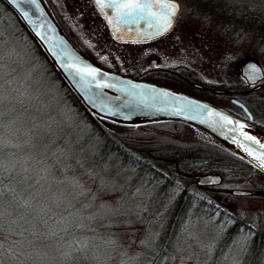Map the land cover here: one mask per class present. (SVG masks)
Masks as SVG:
<instances>
[{
  "label": "rangeland",
  "instance_id": "374dc122",
  "mask_svg": "<svg viewBox=\"0 0 264 264\" xmlns=\"http://www.w3.org/2000/svg\"><path fill=\"white\" fill-rule=\"evenodd\" d=\"M177 1L180 13L170 33L152 42L125 43L112 38L92 0H45L50 11L49 4L57 12L60 20L52 14L65 33L96 64L129 77L152 69L160 71L150 76L149 82L234 112L228 99L212 90L239 91L243 85L240 66L248 60L264 71V0ZM2 22L0 63L4 78L0 83L7 99L2 109L5 127L0 131L17 146L6 147L3 155L6 160L21 162L16 172L22 166L29 170L24 183L16 172H6L8 190L15 189L22 199L31 200L33 208L26 219L43 234L32 247H25L26 251L14 247L22 258L4 256V264H20L26 259L24 255L34 264H241L251 243L246 232L240 231L226 242L228 227L204 218L207 212H201L196 204L186 210L173 241L158 259L164 214L155 211L152 219L148 218L150 211L145 209L152 196L150 187L137 180L138 171L133 167L121 170L122 163L110 162L88 171L99 158L89 146L96 141L94 130L63 96L28 38L17 33L8 17ZM192 83L208 91H199ZM262 96L264 88L245 100L253 103L257 119L264 121ZM197 131L191 127L188 135L211 143ZM234 175L226 174L222 188L246 186L240 178L244 174ZM249 187L264 190V179L255 177ZM9 193L10 199L13 193ZM197 193L201 196V190ZM225 197L248 223L253 224L251 215L264 222V204L254 206L253 199ZM41 208L47 211L40 213ZM25 236L33 240L27 232ZM260 264H264V255Z\"/></svg>",
  "mask_w": 264,
  "mask_h": 264
},
{
  "label": "water",
  "instance_id": "95a60500",
  "mask_svg": "<svg viewBox=\"0 0 264 264\" xmlns=\"http://www.w3.org/2000/svg\"><path fill=\"white\" fill-rule=\"evenodd\" d=\"M1 1L18 19L45 59L87 112L118 124L139 125L138 128L144 132L173 139L179 137L144 124L161 121L186 124L207 134L215 140L211 143L230 152L264 175V169L256 166L257 162L253 157L248 156L233 142L234 138L242 140L240 132H243L254 140L264 143V131L261 129L205 100L153 82L125 76L96 64L85 56L65 33L45 0H36L35 4L29 3L28 0ZM92 3L103 18L112 38L118 42L143 43L160 38L175 26L180 13V4L175 0L179 11L173 27L162 35H155L154 28L148 27L147 20H128L117 24L115 9L101 10L95 0H92ZM24 13H27V18ZM109 20L113 23L109 24ZM69 64L72 67H67ZM76 68L96 69V78L93 79L86 71L77 73ZM240 75L249 85H255L264 79L262 68L253 60H248L240 66ZM232 101L250 119L247 108L237 100ZM221 116L227 117L234 123L228 124L226 120L221 119ZM237 124H243L244 128L242 130L237 128ZM193 179L197 187L218 186L221 183V177L214 174L194 175ZM231 194L249 196L251 192L233 189Z\"/></svg>",
  "mask_w": 264,
  "mask_h": 264
},
{
  "label": "trees",
  "instance_id": "16d2710c",
  "mask_svg": "<svg viewBox=\"0 0 264 264\" xmlns=\"http://www.w3.org/2000/svg\"><path fill=\"white\" fill-rule=\"evenodd\" d=\"M49 6L56 18L60 20L53 6L51 4ZM7 17L17 27V33L19 32L25 35L34 49H36L39 57L51 73L52 78L58 82L63 90V96H65L66 100L81 113L82 120L87 122L94 130L96 141L88 144L90 147L93 146L91 149L94 148L93 150L98 153L99 158L97 157L98 160L93 166L90 165L91 167L88 171H97L99 168L106 166V163L109 164L110 162L119 166V163H122L121 170L125 167H133L138 171L137 180H140L142 185L147 184V187H150L152 196L149 206H147L150 209H145L150 211L148 218L152 219L153 212L155 211H161L164 214L160 221L162 229L158 236V243L161 245V250L158 259L161 260L165 246L173 241L172 236L176 229L180 227L186 210L193 204L201 208V196L197 193L198 190H201V187L193 186L194 175L220 173L221 165L232 164L231 166H234L236 170L243 167L250 171L253 170L255 175L264 177V175L256 171L249 164L223 148L196 136L188 135V130L191 127L186 124L170 121L144 124L147 127H153L163 131L167 130L178 135L179 139H173L163 135L144 132L138 128L139 125L118 124L101 119L87 112L61 80L58 73L45 59L36 43L31 39L18 19L0 0V22H6ZM170 73L173 74L174 71ZM155 74L159 75L160 71L152 69L150 72L146 71L135 77L149 81V77ZM78 173L81 174L82 171ZM86 173L88 172L86 171ZM9 181L10 179L5 172L3 185L5 188V200H8L10 197L8 190ZM217 190L221 192L228 191L222 188V186L218 187ZM145 210H143V213H145ZM149 223L151 222L149 221ZM227 229L229 230V234L225 238L226 242L232 241L240 231L246 232L251 241L248 249L242 256L241 264H260L264 255V241L252 237L258 229L253 230L250 227H228ZM4 235L6 233L0 234V238L3 240V243L6 242L4 243V249L7 252L9 247H6L5 244H12L17 239L15 235H12L8 236L5 240ZM221 242L222 238L219 243L221 244ZM26 250L25 248L21 251ZM21 254L15 257H10L7 254L5 256L9 258H22L20 257ZM24 257H26L23 261L24 264H34L29 257L26 255Z\"/></svg>",
  "mask_w": 264,
  "mask_h": 264
},
{
  "label": "snow or ice",
  "instance_id": "6c2138e0",
  "mask_svg": "<svg viewBox=\"0 0 264 264\" xmlns=\"http://www.w3.org/2000/svg\"><path fill=\"white\" fill-rule=\"evenodd\" d=\"M29 3L35 4L36 0H28ZM97 6L103 10L104 8H113L116 12V23L119 24L121 21L128 20H147L148 27L154 28L155 35H162L168 30H170L177 17L179 8L175 3V0H95ZM25 18H27V13H24ZM113 21L109 20V24H112ZM119 30L118 28L116 29ZM0 61H3V55H0ZM67 67H72L71 64L67 65ZM75 71L77 73L87 72L88 75H91L93 79L96 78L97 71L96 69H81L76 68ZM256 71V69H253ZM4 78V65L0 63V81H3ZM103 86V85H98ZM7 97L4 94L3 84L0 83V130H3L5 125L3 121V105ZM221 119L226 120L228 124H233L232 120H229L227 117L221 116ZM237 128L243 129V124H237ZM240 136L242 140L233 139V142L237 144L238 147L241 148L248 156L253 157V159L257 162L256 166L264 169V143H261L258 140H254L251 136L240 132ZM243 141H248L250 143H244ZM258 146V147H257ZM6 147H17L14 144H10L9 140H7L3 134V131H0V234L6 233L4 235V239L6 240L8 236H18L20 239L14 240L12 242V246L7 249V252L4 249L3 240H0V264H4L3 257L7 254L10 257H15L20 255L14 251V247H19L21 250L25 249V247H32L33 241L40 238L43 234L39 233L35 227L33 221H28L26 219L27 213L29 209L33 208L31 200H24L21 196L15 193V189H10L13 193L10 199L5 200V188H4V173H13L16 172V166L21 162L19 160L13 161L11 158H4V149ZM29 170L26 167H21L20 172H16V175L22 176L20 183H24L28 176L25 175ZM43 178V177H41ZM39 182V181H37ZM23 209V211H20ZM47 209L41 208L39 209L40 213L46 212ZM35 217H33V220ZM24 221L25 223L31 224V228H26L21 223ZM7 223V227H6ZM15 226V227H13ZM19 229L17 231L16 229ZM28 233L33 240H28L25 233ZM55 235V233H51ZM143 243V242H142ZM20 264H24L23 261Z\"/></svg>",
  "mask_w": 264,
  "mask_h": 264
},
{
  "label": "flooded vegetation",
  "instance_id": "af4514ba",
  "mask_svg": "<svg viewBox=\"0 0 264 264\" xmlns=\"http://www.w3.org/2000/svg\"><path fill=\"white\" fill-rule=\"evenodd\" d=\"M170 31L168 33H170ZM165 35H163V36H165ZM163 36H161V37H163ZM157 39H159V38H157ZM157 39H154L152 41H155ZM152 41H149V42H152ZM125 43H128V42H125ZM143 43H146V42H143ZM241 78H242L243 85H241L239 91L233 92V91H231L232 89H213L212 92L215 93L217 96L223 97L224 99H228L229 103L232 106H234L235 111L231 112L230 110H227L221 106H220V108L229 111L230 113H232L233 115H235L239 119L246 121V122L252 124L253 126L264 131V121L257 119L256 113H255L256 108L254 107L253 103L252 104L248 103L245 100L247 96H250V95L254 96L256 94L263 92L264 79L255 85H249L243 79L242 76H241ZM191 86L194 88H197L199 91H201V90L206 91V92L208 91V89L206 87H203L201 85H200V87H196L195 84L192 83ZM262 98L264 99V96H262ZM199 99H201V98H199ZM232 100H237V101L241 102L247 108V110L249 111V114H250V119L247 117L245 112L238 105L233 103ZM262 103H263V101H262ZM256 104H261V103H259L257 101ZM231 165L232 164L221 165L220 166V173H206V174L219 175L221 177V183L218 186H206V187L201 186V212H207L205 214L204 218L213 219L212 221H215V223H218L219 227H250L253 230L258 229L257 232H255L252 237H255L256 239H258L260 241H264V232H263L264 231V222L261 221L260 218L251 215V220H252L253 224L248 223L247 217L246 216L242 217V216L238 215L237 213H235L233 208H231V204L228 203V199L225 197V196H228V197H231V199L232 198L233 199H248V200L253 199V200H255L253 202L254 206H256V204H260V203L264 204V190H260V189L256 190L255 189L254 191H252L251 189H249L250 188L249 184L252 183V181H253V179H255V177L256 178L257 177L262 178V179H264V177L259 176V175H255L253 173V170L250 171V170L243 168V167L236 170V168L234 166H231ZM222 168H224V171H222ZM236 172H237V174H241V173L244 174L240 178H243L242 180H244V182L246 183V186H243L241 188H225L224 187V189L228 190L227 192H221V191L217 190L218 187L222 186V183L225 180V178H227L226 177L227 173H233V175H234ZM237 174H235L234 176H238ZM230 179L235 180V178H233V177ZM236 179H238V178H236ZM194 183H195V180H194ZM233 189L247 190V191L251 192V195H249V196H235V195L231 194V191ZM228 232H229V230H228Z\"/></svg>",
  "mask_w": 264,
  "mask_h": 264
},
{
  "label": "bare ground",
  "instance_id": "6f19581e",
  "mask_svg": "<svg viewBox=\"0 0 264 264\" xmlns=\"http://www.w3.org/2000/svg\"><path fill=\"white\" fill-rule=\"evenodd\" d=\"M197 134L199 135V136H201V137H203L204 139H206V140H210V141H215L214 139H211L207 134H205V133H203L202 131H197Z\"/></svg>",
  "mask_w": 264,
  "mask_h": 264
}]
</instances>
